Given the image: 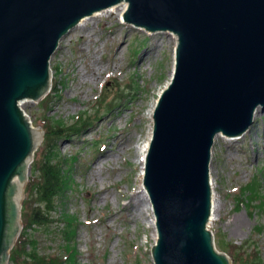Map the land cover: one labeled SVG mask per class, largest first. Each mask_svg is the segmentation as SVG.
I'll list each match as a JSON object with an SVG mask.
<instances>
[{
    "label": "water",
    "instance_id": "water-1",
    "mask_svg": "<svg viewBox=\"0 0 264 264\" xmlns=\"http://www.w3.org/2000/svg\"><path fill=\"white\" fill-rule=\"evenodd\" d=\"M122 4L125 23L178 39L143 177L154 264H232L209 229L212 149L219 135H244L264 111V0H0V264H10L22 233L24 189L44 137L22 104L50 92L61 40Z\"/></svg>",
    "mask_w": 264,
    "mask_h": 264
},
{
    "label": "rangeland",
    "instance_id": "rangeland-1",
    "mask_svg": "<svg viewBox=\"0 0 264 264\" xmlns=\"http://www.w3.org/2000/svg\"><path fill=\"white\" fill-rule=\"evenodd\" d=\"M126 8L101 11L64 37L51 59L50 92L22 104L34 127L62 129L53 147L67 176L65 191L48 216L51 225L27 233L41 256H70L66 264H154V214L142 208L137 149L149 139V113L173 77L177 42L174 34L125 23ZM258 110L250 133L219 135L212 149L216 209L209 229L232 264H264V111ZM44 137L28 183L40 178L36 162L48 157Z\"/></svg>",
    "mask_w": 264,
    "mask_h": 264
},
{
    "label": "trees",
    "instance_id": "trees-1",
    "mask_svg": "<svg viewBox=\"0 0 264 264\" xmlns=\"http://www.w3.org/2000/svg\"><path fill=\"white\" fill-rule=\"evenodd\" d=\"M61 132L62 129L54 130L50 127L44 130V141L50 147L49 154L47 158L36 162L40 178L37 181L31 178L27 184L25 191L28 197L24 200L22 208L24 230L11 251L10 264H66L68 262L65 261L70 258L68 256L65 260H59L57 257L41 256L36 243L27 233L31 227L51 225L52 221L48 216L53 211L55 200L65 191L67 176L64 175L62 162L57 161L53 147L54 140ZM33 195H36L37 199L32 203Z\"/></svg>",
    "mask_w": 264,
    "mask_h": 264
},
{
    "label": "bare ground",
    "instance_id": "bare-ground-1",
    "mask_svg": "<svg viewBox=\"0 0 264 264\" xmlns=\"http://www.w3.org/2000/svg\"><path fill=\"white\" fill-rule=\"evenodd\" d=\"M122 5H124V6H127V4H122ZM116 7V6H115ZM115 7H112V8H109V9H107V10H112L113 8H115ZM125 10V9H124ZM123 10V11H124ZM123 11L121 12V14L123 13ZM125 12V11H124ZM124 14V13H123ZM123 14H122V16H123ZM100 15V13L99 12H97V13H95L94 15H93V17H96V16H99ZM86 21V20H85ZM85 21H83V22H81L79 25H78V28H80V29H83V23L85 22ZM175 40H176V42H177V37L175 38ZM60 46V45H59ZM98 74H97V72L95 71L94 72V74H93V76H97ZM154 108H155V106H153ZM154 110V109H153ZM258 110V109H257ZM256 110V111H257ZM259 111L260 110H258L257 112H255V115H254V122H255V120L258 118V116H260V114H259ZM153 113V111L152 112H150L149 113V116L151 117V119H152V114ZM256 118V119H255ZM252 127V126H251ZM251 127H250V129L247 131L248 133H250L251 132ZM246 132V133H247ZM151 136H152V132L150 133V137H149V139L143 144V145H141V146H139L138 147V149H137V156H138V160H139V164L142 166V177H144L143 175H144V169H145V161H146V155H147V152H148V149H149V145H150V138H151ZM243 136V135H242ZM245 136V135H244ZM218 137V136H217ZM216 137V138H217ZM233 139H235V138H233ZM212 181V180H211ZM213 182V181H212ZM143 193H144V195H145V200H144V204H143V206H142V208H147V210L150 212V211H152L153 209H152V204L150 203V200H149V196H148V194H147V192H146V190L145 189H143ZM134 198H135V196H134ZM134 198H132L131 199V202L129 203V205H128V207L129 208H131V210H133V208H135V207H137L135 204H134ZM149 201V202H148ZM150 203V204H149ZM145 208V209H146ZM215 209H216V199L214 198L213 199V209H212V216H214V213H215ZM213 219V218H212ZM243 221L244 220H242V218H237L236 220H235V223L237 224V225H240V226H242V224H243ZM150 224H151V227L154 229V234H153V237H154V239L156 240L157 239V233H156V227H155V217L154 216H152V218L150 219ZM261 228H263V227H261ZM260 228V229H261Z\"/></svg>",
    "mask_w": 264,
    "mask_h": 264
}]
</instances>
